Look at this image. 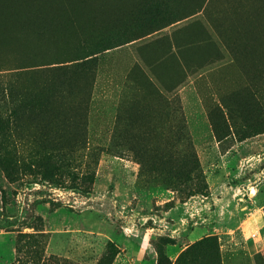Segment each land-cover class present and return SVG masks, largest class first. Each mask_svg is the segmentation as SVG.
<instances>
[{
  "label": "rangeland",
  "instance_id": "rangeland-1",
  "mask_svg": "<svg viewBox=\"0 0 264 264\" xmlns=\"http://www.w3.org/2000/svg\"><path fill=\"white\" fill-rule=\"evenodd\" d=\"M13 108L5 150L65 166L0 168V264L28 225L74 263L113 243V264H264L246 248L264 214H234L264 193V0H0V120Z\"/></svg>",
  "mask_w": 264,
  "mask_h": 264
},
{
  "label": "trees",
  "instance_id": "trees-1",
  "mask_svg": "<svg viewBox=\"0 0 264 264\" xmlns=\"http://www.w3.org/2000/svg\"><path fill=\"white\" fill-rule=\"evenodd\" d=\"M87 56L88 55L77 59L79 61L75 63H77L76 66L78 69L84 70L90 65L91 61L87 59ZM9 95L10 98L13 96L11 93ZM23 105L24 104H22L21 107ZM11 117L16 120L19 119V115L17 114L15 108L10 109L7 117L0 120V127L4 128L7 126V130L5 132L7 135L9 126L11 127V125H14V122L10 120ZM6 148H8V139H6L3 135L0 137V168L4 171L10 181L19 180L24 173L23 171H27L29 174L40 175L43 178L48 176L49 179H53L58 175L61 176L63 174L61 170L65 166V161L63 159L64 153L60 154L59 148L51 149L49 147H43V149H40L39 147H36L35 150L28 156L29 160L26 159V162L25 158L18 157L17 155L14 156L13 153L11 154L10 152H7L5 150ZM37 218L43 221L42 216L39 215ZM28 227L33 228L34 231H19L17 236L16 258L10 264H81L70 262L67 259L46 256L45 249L47 245V235L45 229L34 225H28ZM118 252L119 250L116 245L110 243L107 252L102 256L97 264H113V259Z\"/></svg>",
  "mask_w": 264,
  "mask_h": 264
},
{
  "label": "crops",
  "instance_id": "crops-1",
  "mask_svg": "<svg viewBox=\"0 0 264 264\" xmlns=\"http://www.w3.org/2000/svg\"><path fill=\"white\" fill-rule=\"evenodd\" d=\"M230 152V151H229ZM229 152H226L220 155L221 158L227 156ZM221 171V170H220ZM220 187H215L211 185L212 194L215 196L218 203L221 202L224 198V194L220 196L219 192L223 189ZM248 192L249 200L248 203L243 204L241 207H237L234 211L235 217H263L264 215V193H262L261 188H255V186L250 185ZM255 190H257L255 192ZM263 194V195H262ZM256 195V197H255ZM240 199H242L240 197ZM263 215V216H262ZM257 218L250 220V231L246 238L247 246L249 252L255 253L264 249V223L259 224Z\"/></svg>",
  "mask_w": 264,
  "mask_h": 264
},
{
  "label": "bare ground",
  "instance_id": "bare-ground-1",
  "mask_svg": "<svg viewBox=\"0 0 264 264\" xmlns=\"http://www.w3.org/2000/svg\"><path fill=\"white\" fill-rule=\"evenodd\" d=\"M37 29L38 31H35V30L31 31L28 35L29 36L28 38L41 41L45 38L46 34H48L46 30L44 32V29L42 30L41 28H37Z\"/></svg>",
  "mask_w": 264,
  "mask_h": 264
}]
</instances>
